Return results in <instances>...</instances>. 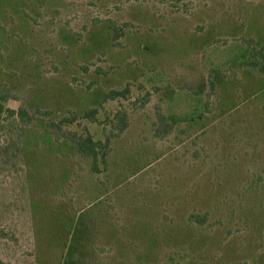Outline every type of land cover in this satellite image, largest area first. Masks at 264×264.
<instances>
[{
    "label": "rangeland",
    "instance_id": "obj_1",
    "mask_svg": "<svg viewBox=\"0 0 264 264\" xmlns=\"http://www.w3.org/2000/svg\"><path fill=\"white\" fill-rule=\"evenodd\" d=\"M0 264H264V0H0Z\"/></svg>",
    "mask_w": 264,
    "mask_h": 264
},
{
    "label": "trees",
    "instance_id": "obj_2",
    "mask_svg": "<svg viewBox=\"0 0 264 264\" xmlns=\"http://www.w3.org/2000/svg\"><path fill=\"white\" fill-rule=\"evenodd\" d=\"M214 86V83H211ZM114 97V96H113ZM97 111H92L91 115ZM15 115L14 111H11V116ZM89 115V116H91ZM123 130V128H122ZM71 142L75 146L77 152L81 154L83 157L91 160V170L92 172L97 173L99 171L98 159L103 150L108 146L109 140L107 139L105 142L103 141H95L90 133L86 132L83 135H77L75 133L68 135Z\"/></svg>",
    "mask_w": 264,
    "mask_h": 264
}]
</instances>
